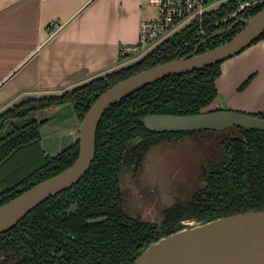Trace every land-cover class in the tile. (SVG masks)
I'll use <instances>...</instances> for the list:
<instances>
[{"label":"trees","instance_id":"obj_1","mask_svg":"<svg viewBox=\"0 0 264 264\" xmlns=\"http://www.w3.org/2000/svg\"><path fill=\"white\" fill-rule=\"evenodd\" d=\"M242 1L257 4L249 15L247 9L241 10L222 22L238 9L237 3H230L206 14L203 25L196 21L181 29L127 67L62 94L25 99L0 113V176L7 172L6 179L10 177L6 167L39 138L37 117L41 113L72 106L81 123L96 100L114 85L158 64L192 54L203 40L207 41L198 48V53L231 40L245 27L244 23H236L241 16L252 17L264 8V0ZM216 22L221 23L215 25ZM232 24L235 27L229 30ZM223 30L226 31L212 37ZM262 39L264 34L255 43ZM221 64L159 80L107 110L99 125L96 154L90 169L72 189L49 198L9 232L0 235V257L3 256L0 264H130L151 244L182 229L186 221L205 222L264 209V131L255 129H241L243 138L226 141L230 165L212 172L209 189L196 193L186 204L167 208L162 226L131 216L123 206L119 186L121 170L140 166L147 151L167 135L149 131L142 119L156 114L201 113L218 97L216 81L222 73ZM261 117L264 118V113ZM138 137L142 141L134 144ZM79 149L77 141L56 157L43 158V165L13 185L4 179L8 185L0 192V206L68 169L78 158ZM77 189L83 191L75 196H83L86 201L83 209L52 220L45 207L68 204ZM89 216L102 219L88 221ZM53 226L70 233L66 242H60L50 231ZM58 246L57 256H53L51 249Z\"/></svg>","mask_w":264,"mask_h":264},{"label":"crops","instance_id":"obj_2","mask_svg":"<svg viewBox=\"0 0 264 264\" xmlns=\"http://www.w3.org/2000/svg\"><path fill=\"white\" fill-rule=\"evenodd\" d=\"M148 3L0 0V113L16 101L37 98L27 95L62 94L144 57L121 49L139 43L141 22L152 17ZM221 70L217 107L264 112V39L224 61ZM43 115L50 117L41 139L46 154L55 156L77 141L80 122L72 106Z\"/></svg>","mask_w":264,"mask_h":264},{"label":"water","instance_id":"obj_3","mask_svg":"<svg viewBox=\"0 0 264 264\" xmlns=\"http://www.w3.org/2000/svg\"><path fill=\"white\" fill-rule=\"evenodd\" d=\"M240 22L245 27L231 40L198 53V48L207 41L203 40L192 54L141 71L105 91L80 123L77 137L80 149L76 161L65 171L0 206V235L9 232L42 203L72 188L85 176L94 162L97 133L107 110L159 80L202 70L240 54L264 34V8L236 23ZM217 100L218 97L199 114H156L144 117L142 122L151 132H197L230 127L264 131V118L220 109ZM191 223L185 222L182 229L151 244L130 264H264V209Z\"/></svg>","mask_w":264,"mask_h":264},{"label":"rangeland","instance_id":"obj_4","mask_svg":"<svg viewBox=\"0 0 264 264\" xmlns=\"http://www.w3.org/2000/svg\"><path fill=\"white\" fill-rule=\"evenodd\" d=\"M146 13L154 19L157 17L158 8L148 3ZM58 28L59 25L56 29ZM153 48L140 55H146ZM130 63L132 62L127 65ZM51 95L58 94L27 96L41 98ZM242 137L243 132L239 128L230 127L224 130L197 131L191 137L162 141L152 146L146 153L139 170L126 169L121 173L124 209L133 217H141L162 226L167 208L179 203H188L195 193L204 187L205 177L214 162L221 164L230 161V156L220 147L221 142ZM39 154L31 150L27 153L23 151L18 153L5 169L11 174L10 177L7 176L6 179L7 172L0 176L2 183L0 192L8 185L5 180L11 181L10 184L13 185L43 165L44 162ZM186 222L196 223V221Z\"/></svg>","mask_w":264,"mask_h":264},{"label":"built area","instance_id":"obj_5","mask_svg":"<svg viewBox=\"0 0 264 264\" xmlns=\"http://www.w3.org/2000/svg\"><path fill=\"white\" fill-rule=\"evenodd\" d=\"M158 8L155 19L143 20L140 26L139 43L134 46H123V55L142 54L169 39L188 25L199 21L203 25L206 14L220 10L230 3H237L238 9L225 20L234 17L237 12L250 8L255 2L242 0H147ZM221 22H216L215 25ZM51 25H55L52 23ZM62 26H59L58 31Z\"/></svg>","mask_w":264,"mask_h":264},{"label":"flooded vegetation","instance_id":"obj_6","mask_svg":"<svg viewBox=\"0 0 264 264\" xmlns=\"http://www.w3.org/2000/svg\"><path fill=\"white\" fill-rule=\"evenodd\" d=\"M254 5L256 6L257 4H253L250 8H248L247 10H246V14H250L253 10H254ZM241 18H247L246 17V15H244V16H241ZM241 18H239V20L241 19ZM228 20V19H227ZM227 20H225V21H227ZM238 21V20H237ZM241 23H243V22H241ZM240 23V24H241ZM237 24H239V23H237ZM233 25V24H232ZM232 25H230L229 26V28L232 26ZM234 27H235V25H234ZM233 27V28H234ZM228 28V29H229ZM232 28V29H233ZM229 30H231V29H229ZM238 34V33H237ZM252 80V79H251ZM250 80V81H251ZM243 87H245V86H243ZM48 111H50V110H48ZM48 111H45V112H43V113H41L40 114V117H37L38 118V120H39V131H40V136H39V138L35 141V144L33 145V146H30L29 148H28V150L26 151V153L28 152V151H35L36 152V154H38V153H40L41 154V157H42V160H43V158H46V157H56L57 155H59L63 150H65V149H67L68 147H66L65 149H63L61 152H59L57 155H55V156H52V155H48V154H46L45 153V151L42 149V146H41V139H42V130H43V125H44V122L46 121H48L49 119H50V117H48L47 119H42V115L43 114H45V113H47ZM239 112V111H238ZM243 113V112H242ZM244 113H246V114H251V115H256V116H258V117H260V118H262L261 116H262V114L264 113V112H259V113H247V112H244ZM242 131V130H241ZM190 132H192V133H190ZM190 132H166L167 133V135L166 136H164L162 139H160L158 142H156L154 145H156V144H158V143H160V142H162V141H169V140H172V139H177V140H179V139H183V138H187V137H191V136H193V135H195V133H196V131L194 132V131H190ZM171 133V134H170ZM179 133H182V134H179ZM78 141V140H77ZM76 141V142H77ZM142 141V139L141 138H136L135 140H134V144H137L138 142H141ZM227 142L229 141V140H226ZM224 142V143H222L221 142V144H220V147L230 156V154L228 153V151H226V149H225V145H226V143L227 142ZM76 142L75 143H73L72 145H74V144H76ZM72 145H70V146H72ZM153 145V146H154ZM69 146V147H70ZM24 152H25V150H24ZM148 152V151H147ZM39 154V155H40ZM145 156H146V154H145ZM145 158V157H144ZM230 162H231V156H230V161L228 162V163H216V162H214L213 163V165H211V169H210V171L208 172V174L206 175V177H205V185H204V187L203 188H201L198 192H200L201 190H203V189H209V181H210V177H211V174H212V172L214 171V170H217L218 168H226L228 165H230ZM143 164V163H142ZM141 164V165H142ZM141 165L140 166H138V167H136V168H134V167H132V168H126V167H124L122 170H121V172H120V175H119V180H120V176H121V173H122V171H124V170H126V169H133V170H139V168H141ZM78 184V183H77ZM76 186V185H75ZM119 186H120V189H121V192H122V187H121V180H120V183H119ZM73 188V187H72ZM72 188H70V189H72ZM70 189H68V190H70ZM67 191V190H66ZM63 192H65V191H63ZM63 192H61V193H63ZM83 191L82 190H80V189H77V191H76V193L73 195V198L70 200V202L68 203V204H65V205H63V206H61V207H57L55 204H51V205H49L48 207H45V211H47L48 209V214H50L51 216H53V219L52 220H55V217L57 216V217H66V216H71L72 214H74V213H78V212H80L82 209H83V206L85 205V200L83 199V196L82 195H78L77 197H75L77 194H79V193H82ZM198 192H196V193H198ZM61 193H59V194H61ZM195 193V194H196ZM58 195V194H57ZM56 196V195H55ZM122 198H123V200H124V196H123V193H122ZM123 203H124V201H123ZM47 214V215H48ZM87 219H88V221H96V220H99V219H102V217H97V216H95V217H92V216H89V217H87ZM54 227V226H53ZM50 231L52 232V233H54L55 235H57L58 237H59V241L61 242V241H64V242H66V239L67 238H69V236H70V233H68L67 232V230H65V229H63V228H56V227H54V228H50ZM60 246H58L57 248H55V249H51V254L53 255V256H57V251L60 249L59 248ZM63 254V252L61 253V255Z\"/></svg>","mask_w":264,"mask_h":264}]
</instances>
